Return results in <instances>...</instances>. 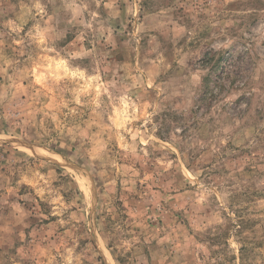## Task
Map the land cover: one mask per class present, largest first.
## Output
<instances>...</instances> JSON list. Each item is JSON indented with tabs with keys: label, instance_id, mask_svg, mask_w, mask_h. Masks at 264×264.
<instances>
[{
	"label": "rangeland",
	"instance_id": "obj_1",
	"mask_svg": "<svg viewBox=\"0 0 264 264\" xmlns=\"http://www.w3.org/2000/svg\"><path fill=\"white\" fill-rule=\"evenodd\" d=\"M0 264H264V0H0Z\"/></svg>",
	"mask_w": 264,
	"mask_h": 264
}]
</instances>
